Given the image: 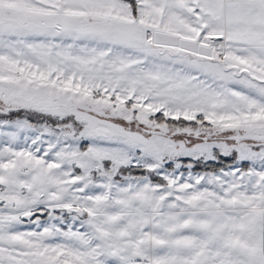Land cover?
Returning a JSON list of instances; mask_svg holds the SVG:
<instances>
[{
	"label": "snow or ice",
	"instance_id": "snow-or-ice-1",
	"mask_svg": "<svg viewBox=\"0 0 264 264\" xmlns=\"http://www.w3.org/2000/svg\"><path fill=\"white\" fill-rule=\"evenodd\" d=\"M0 264H264V0H0Z\"/></svg>",
	"mask_w": 264,
	"mask_h": 264
}]
</instances>
